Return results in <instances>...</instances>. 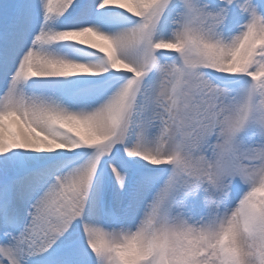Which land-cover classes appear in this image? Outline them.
I'll list each match as a JSON object with an SVG mask.
<instances>
[{"label": "snow or ice", "instance_id": "6c2138e0", "mask_svg": "<svg viewBox=\"0 0 264 264\" xmlns=\"http://www.w3.org/2000/svg\"><path fill=\"white\" fill-rule=\"evenodd\" d=\"M0 264H264V0H0Z\"/></svg>", "mask_w": 264, "mask_h": 264}]
</instances>
